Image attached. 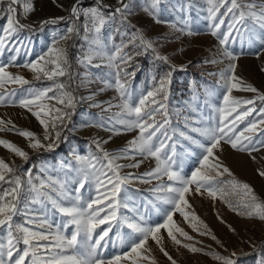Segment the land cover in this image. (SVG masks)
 <instances>
[{
    "label": "snow or ice",
    "instance_id": "1",
    "mask_svg": "<svg viewBox=\"0 0 264 264\" xmlns=\"http://www.w3.org/2000/svg\"><path fill=\"white\" fill-rule=\"evenodd\" d=\"M205 3L210 34L219 44L217 56L205 62L219 64L227 59L229 63L216 73L224 91L221 104L213 106V115L207 118V126L191 127L185 121V126L203 141L180 132V136L202 150L199 166L190 176L183 174V163H178L176 143L169 134L168 102L175 67L162 75H151L150 87L141 88L138 94L131 87L130 78L136 73L129 72L128 68L135 56L151 52L155 61L170 64V60L158 51L154 40L130 25L127 20L130 4L125 0H117L115 8L105 0H94L88 6L84 0H75L69 10L66 28L53 33L47 52L20 65L33 73L35 81L51 82L47 86L25 87L31 85V81L7 71V64L0 65V106L18 105L26 109L43 127L44 135L41 139L32 131L19 129L12 121L3 119H0V132H16L34 151H50L60 142L62 131L70 123L76 106L77 97L72 84L77 79V88L99 82L102 87L98 91L114 89L117 93L118 103L109 102L103 111L111 112L112 108L119 111L106 121L101 118L96 126L110 125L106 130L113 134L137 133L116 152L104 149L103 144L108 140L92 141L100 155H77L73 150L75 164H60V169L64 170L63 179L51 175L46 178L39 174L33 176L31 169L21 172L0 158V229L3 230L0 234V264H158L150 242L159 248L170 264H177L164 247L165 236L176 246L192 253L203 252L220 264H236L235 252L224 256L197 247L199 242L192 243L195 237L179 226L174 215L178 213L194 232L210 236L217 243L220 242L208 226L190 211L192 206L188 195L207 193L213 199L219 197L238 215L264 221V200L249 184L235 179L214 152L221 148L222 142L249 155L264 149V93L236 75L235 61L239 57L228 47L237 38L243 42L246 37L249 44L254 38L264 45V0H205ZM158 4L159 0H151L150 7L144 11L153 15ZM33 11V0H0V16L6 17L7 21L0 34V53L19 32L30 27L21 23L20 18H26ZM65 19L50 18L41 25H56ZM157 22H160L158 17ZM172 27L176 29V25ZM177 30L184 31L183 28ZM117 35L119 42L115 39ZM76 39L81 43L74 63L81 68L107 67V73L94 75L74 70L69 47H76ZM15 60L13 56L10 62ZM234 91L251 92L255 96L238 97ZM94 97L95 93H92L80 99L93 100ZM257 101L261 104L259 108ZM92 106L101 107V104ZM172 131L174 133L175 129ZM0 146L28 162V153L16 144L0 139ZM138 156L142 159H137ZM149 159L155 161L154 167L139 175L122 171L139 168ZM121 160L131 162L122 164ZM40 171L46 173V166L42 165ZM225 174L232 179H221ZM258 174L264 177V171L258 170ZM135 181L156 182L149 189L152 198L147 204L162 217L161 221L148 223L147 205H137L129 192V185ZM232 196L237 197L235 202L229 199ZM56 214L60 216L59 221L54 219ZM21 215L23 221L17 222L15 217ZM109 244L127 250L106 257L104 250Z\"/></svg>",
    "mask_w": 264,
    "mask_h": 264
},
{
    "label": "rangeland",
    "instance_id": "2",
    "mask_svg": "<svg viewBox=\"0 0 264 264\" xmlns=\"http://www.w3.org/2000/svg\"><path fill=\"white\" fill-rule=\"evenodd\" d=\"M74 2L75 0H33L34 11L29 13L26 18H20L21 23L30 27L19 32L14 40L9 43L8 47L0 53V65L7 64V71L23 75L31 81V85H26L25 87H44L51 83L46 80L35 81L33 73L20 65L25 62H31L47 52L48 47L52 44L53 33L62 32L67 25L69 10ZM125 2L130 4L127 15L130 25L143 32L146 38L154 40L158 51L162 55L168 56L170 60V64L155 61L151 52L135 56L131 67L128 68L129 72L135 71L136 73L134 78H130L131 87H138L139 93L141 88L147 89L150 87L151 75L159 76L169 71L171 67H175V71L172 73L168 102L171 119L169 134L172 135L173 142L176 143L177 159L178 163L181 161L183 163V174L190 176L191 172L199 166L198 161L202 150L180 136V132H185L187 135L203 141L202 137L191 132L190 127L185 126V121L187 120L191 127L207 126V118L213 115V106L221 104L224 91L220 87L222 81H220V77L216 73L226 67L229 61L223 59V62L219 64L205 62L217 56L219 50L218 40L211 36L209 31L205 0H159L153 15L144 11L145 8L150 7L151 0H125ZM93 3L94 0H84L85 6ZM105 3L113 8L118 6L117 0H105ZM221 11L223 12L224 10L221 9ZM57 17H65L66 19L56 25H41L42 21ZM157 17L160 22H157ZM185 21L187 24L184 23ZM6 22V17L0 16V34H2V28ZM172 25H176V29ZM179 28H183L184 31H178L177 29ZM135 29H130V31ZM115 39L116 42H119L120 37L117 35ZM228 47L230 51H233L239 57L235 61L237 64L236 75L241 77L246 83L253 85L261 93H264V45L254 38L252 43L249 44L246 37L243 42L237 38ZM16 49H19V51L17 52ZM13 56L16 57L14 63L10 62ZM72 59L74 66V54ZM75 67L81 73L80 66L75 64ZM78 82L79 80L77 79L73 84L76 86ZM10 87L17 86L11 85ZM77 91V94L74 93L77 97V102L71 121L63 129L61 140L57 146L50 151L44 149L34 151L27 146L28 141L24 137L14 131H2L0 132V139L24 144L23 149L28 153L29 160L25 163L16 155L6 156L12 152L2 146H0V158L10 165L18 167L21 172L31 169L33 176L39 174L41 177L46 178L47 173H42L40 169L47 160L56 163L59 156H64L68 163L73 164L75 162L73 150H75L77 155L87 156L89 153L100 155L92 143L93 140H108V143L103 144L104 149L109 152H116L124 148L128 141L136 136L137 133L135 131L131 133V138L129 139H106L99 137L95 133H89L87 136L83 135L80 126L81 118L82 115L90 110L89 106L92 104H89L85 99H80V97H85L84 87L77 88ZM233 94L243 98H253L255 96V93L243 91H234ZM57 106L59 107V105ZM256 106L257 108L261 106L259 101H257ZM0 119L10 120L19 129L32 131L37 137L43 139V127L31 113L18 105L0 106ZM194 121H201V123H194ZM96 124L94 122L93 126H96ZM107 127H110V125L99 128L106 129ZM173 129H175L174 133ZM78 137L82 139L80 140ZM214 152L223 166H226L231 171L235 179L249 184L257 196L264 200V177L258 174V170L264 171V149L258 152L254 151L249 155L247 152L235 150L230 144L222 142L221 148L214 150ZM32 157L35 160L31 159ZM137 159H142V157L138 156ZM130 162L128 160L120 161L122 164ZM154 165L155 161L149 159L141 164L139 168H125L122 171L123 173L132 172L139 175L150 170ZM221 179L229 180L232 177L225 174ZM155 183V181L152 184L135 181L129 185V192L133 195L136 204L147 205L149 211L146 216L150 224L162 220V217L157 215L155 209H151V205L147 204L148 199L152 198V193L149 189ZM187 199L192 206L190 211L195 212L200 220L211 230L212 235H215L220 242L217 243L210 236H201L194 232L184 222L183 218L176 213L174 215L175 221L180 227L195 237L192 243L199 242L196 243V246L204 248L205 252H216L224 256H230L235 252L236 256L233 259L236 264H264V251L255 256L238 260V257L254 252L260 243L264 241V221H260L258 218L238 215L219 197L213 199L207 193L204 195L193 193L188 195ZM229 199L235 202L237 197L232 196ZM141 211H144V209L141 208ZM125 214L131 215L128 212ZM23 219L22 215L15 217L17 222H22ZM201 230L203 231V229ZM123 231L127 232L128 230L124 229ZM2 232L3 230L0 229V234ZM114 232L115 229L113 230ZM150 244L152 255L155 256L158 264H170V261L159 251V248L152 242ZM164 247L177 261V264H220L212 256L205 255L203 252L192 253L187 249L176 246L166 236ZM126 250L127 248L113 247L109 244V247L104 250V255L110 257Z\"/></svg>",
    "mask_w": 264,
    "mask_h": 264
},
{
    "label": "crops",
    "instance_id": "3",
    "mask_svg": "<svg viewBox=\"0 0 264 264\" xmlns=\"http://www.w3.org/2000/svg\"><path fill=\"white\" fill-rule=\"evenodd\" d=\"M81 41H78V44L75 47L74 50V59L76 57V55H78V51L80 50L79 45H80ZM94 63H96L94 61ZM80 71L81 73L88 71L93 73L94 75H103L105 73H107L109 71V69L107 67H94V66H89L87 68H81L80 67ZM102 69H104V71H102ZM74 70L76 72L77 69L75 67V63H74ZM102 87V85L99 82H94L89 84L87 87H84V92H85V97L89 96L92 93H95V97L93 100H88L85 99L89 104H101V107H93L92 105L89 106L90 110L85 113L84 115H82L81 118V132L83 135H89V133H95L96 135H98L99 137L102 138H106L108 139L109 137H111V139H129L131 138V133H134L133 131L130 132H123L121 134H110V131L106 130V129H100L99 126H93V123L96 122L97 124L101 122V118H104V120L106 121L107 118L109 116H111L113 113L119 111V109L117 108H112L111 112H105L103 111V108H106L109 104V102H111L112 104H116L118 103L117 100V93L114 89H106L103 92L98 91V89ZM133 90H135V92L138 94V87H134L132 88ZM10 109V108H7ZM96 124V125H97ZM107 125V124H106ZM108 126V125H107ZM103 128V127H101ZM80 140L82 139L81 137H78ZM17 146H19L20 148H24V144H19V142L14 143ZM28 146V144H27ZM24 150V149H23ZM25 151V150H24ZM11 155H15L14 153H10L7 154L6 156H11ZM60 157V158H59ZM58 160L55 162H51V160H47L46 162H44V166H46L47 168V174L46 175H51L54 178H60L63 179L64 178V170L60 169V164L61 162L64 163H68L66 158L64 156H59ZM75 164V162L73 163ZM87 192H85V195L87 196ZM54 219L56 221L60 220V216L59 214H56Z\"/></svg>",
    "mask_w": 264,
    "mask_h": 264
},
{
    "label": "trees",
    "instance_id": "4",
    "mask_svg": "<svg viewBox=\"0 0 264 264\" xmlns=\"http://www.w3.org/2000/svg\"><path fill=\"white\" fill-rule=\"evenodd\" d=\"M78 41H79V39H76L75 40V44L76 45L78 44ZM74 50H75V47H71L72 56L74 54V52H73ZM72 85H73L72 89L74 90V93L77 94L78 93L77 87L75 86V84H72ZM31 159L35 160V158H33V157ZM263 251H264V241L260 243V245L258 246V248L254 252H252L251 254H248V255H242V256L238 257V260L245 259V258H249V257H251L253 255L255 256L257 254L262 253Z\"/></svg>",
    "mask_w": 264,
    "mask_h": 264
},
{
    "label": "built area",
    "instance_id": "5",
    "mask_svg": "<svg viewBox=\"0 0 264 264\" xmlns=\"http://www.w3.org/2000/svg\"><path fill=\"white\" fill-rule=\"evenodd\" d=\"M67 26V25H66ZM66 26L63 28V30L66 28ZM72 43V41H69V44H71ZM69 58H70V60H72L73 61V59H72V51H71V47H69Z\"/></svg>",
    "mask_w": 264,
    "mask_h": 264
}]
</instances>
